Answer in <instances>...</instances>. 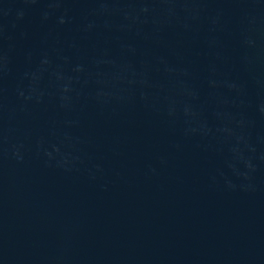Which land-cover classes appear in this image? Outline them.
Instances as JSON below:
<instances>
[{"label":"water","instance_id":"water-1","mask_svg":"<svg viewBox=\"0 0 264 264\" xmlns=\"http://www.w3.org/2000/svg\"><path fill=\"white\" fill-rule=\"evenodd\" d=\"M0 264H264V0H0Z\"/></svg>","mask_w":264,"mask_h":264}]
</instances>
